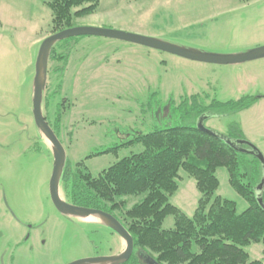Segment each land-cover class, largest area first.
Segmentation results:
<instances>
[{
  "label": "rangeland",
  "instance_id": "rangeland-1",
  "mask_svg": "<svg viewBox=\"0 0 264 264\" xmlns=\"http://www.w3.org/2000/svg\"><path fill=\"white\" fill-rule=\"evenodd\" d=\"M48 1L0 0V264L109 257L118 254L122 241L101 224L61 215L49 197L52 154L32 116L35 60L50 35ZM74 25L233 55L264 47V0H100L94 14ZM54 47L67 57L48 60L42 113L71 167L82 163L97 177L122 158L142 152L141 144H123L164 126L182 125L181 114L172 115L169 105L192 95L205 104L256 98L240 112L205 117L203 127L222 136L231 134L230 126L237 127L264 161V58L205 64L96 36L65 39ZM215 175V196L243 212L248 204L230 186L227 170L218 168ZM176 181L169 203L192 217L200 197L195 182L182 170ZM60 195L64 199L61 188ZM140 199L120 200L126 210ZM162 228H173L171 216ZM244 249L251 260L264 264L263 245Z\"/></svg>",
  "mask_w": 264,
  "mask_h": 264
},
{
  "label": "trees",
  "instance_id": "trees-1",
  "mask_svg": "<svg viewBox=\"0 0 264 264\" xmlns=\"http://www.w3.org/2000/svg\"><path fill=\"white\" fill-rule=\"evenodd\" d=\"M99 2L49 0L45 4L51 11L50 34L73 28L76 19L94 14ZM66 57L53 47L49 59L57 63ZM255 100L243 96L205 104L200 96L192 95L177 105L170 103V113H180L183 124L164 126L127 141L123 146L141 144L143 151L122 158L97 177L82 163L71 167L65 161L60 178L65 201L113 215L133 240L132 255L124 264H145L143 255L156 264H262L251 260L244 248L264 246V171L256 158L239 151L245 147L231 146L196 127L202 117L240 112ZM229 131L226 138L244 140L237 127L230 126ZM221 167L227 170L230 186L248 204L241 213L234 202L215 196L219 185L215 172ZM180 170L194 180L200 194L192 217L169 203ZM139 196L125 210L120 199ZM167 216L173 218L171 229L162 228Z\"/></svg>",
  "mask_w": 264,
  "mask_h": 264
},
{
  "label": "water",
  "instance_id": "water-1",
  "mask_svg": "<svg viewBox=\"0 0 264 264\" xmlns=\"http://www.w3.org/2000/svg\"><path fill=\"white\" fill-rule=\"evenodd\" d=\"M80 36H96L104 37L110 39H116L124 42H129L137 45L147 47L149 49L165 52L186 60L213 64V65H237L249 61L258 60L264 58V47H259L253 50H249L240 54L233 55H217L200 52L197 50L175 46L168 42L154 39L146 38L137 35H132L124 32L107 30L97 27H73L69 29L62 30L60 32L50 34L46 37L40 44L38 53L35 60V71L33 77V90H32V116L34 124L38 129L42 139H44L49 147L52 154V172L49 179V197L54 206V208L63 216L71 217L79 220L90 221L97 224H101L111 231L115 232L124 242L123 250L109 257H98V258H88L77 260L69 264H124L128 261L133 252V240L130 234L125 230V228L110 214L90 209L84 207H78L67 203L60 195V178L62 171L65 166L66 156L63 147L58 141L52 129L47 124L45 117L42 113V100L43 92L46 85L47 70H48V60L52 48L58 42L75 38ZM205 117H202L197 122V129L206 132L211 135H215L227 144L234 147H245L240 148L239 151L256 158L263 170L264 161L263 157L259 151L250 143L245 140H234L226 138L225 136L213 133L206 130L203 127V121ZM264 171V170H263ZM263 183V181H262ZM261 186L258 187V194L261 192ZM258 202L261 204V199L258 198ZM94 218V220H90ZM146 264H156L152 259L142 256Z\"/></svg>",
  "mask_w": 264,
  "mask_h": 264
},
{
  "label": "crops",
  "instance_id": "crops-1",
  "mask_svg": "<svg viewBox=\"0 0 264 264\" xmlns=\"http://www.w3.org/2000/svg\"><path fill=\"white\" fill-rule=\"evenodd\" d=\"M45 142V141H44ZM46 143V142H45ZM46 145H47V143H46ZM47 147H48V145H47ZM49 148V147H48ZM122 240V239H121ZM123 248H124V242H123V240L121 241V244H120V251L119 252H121L122 250H123Z\"/></svg>",
  "mask_w": 264,
  "mask_h": 264
},
{
  "label": "flooded vegetation",
  "instance_id": "flooded-vegetation-1",
  "mask_svg": "<svg viewBox=\"0 0 264 264\" xmlns=\"http://www.w3.org/2000/svg\"><path fill=\"white\" fill-rule=\"evenodd\" d=\"M46 120V119H45ZM50 127V126H49ZM244 140H246L245 138H244ZM65 200V199H64ZM68 203V202H67ZM70 204V203H69ZM72 205V204H71ZM75 206V205H74ZM104 212V211H103ZM107 213V212H106ZM108 214H110V213H108ZM110 215H112V214H110ZM113 216V215H112ZM79 220V219H78ZM81 221H83V220H81ZM86 222V221H85ZM89 223H94V222H90V221H88ZM118 253H120V252H118Z\"/></svg>",
  "mask_w": 264,
  "mask_h": 264
},
{
  "label": "bare ground",
  "instance_id": "bare-ground-1",
  "mask_svg": "<svg viewBox=\"0 0 264 264\" xmlns=\"http://www.w3.org/2000/svg\"><path fill=\"white\" fill-rule=\"evenodd\" d=\"M90 220H94V218H90Z\"/></svg>",
  "mask_w": 264,
  "mask_h": 264
}]
</instances>
